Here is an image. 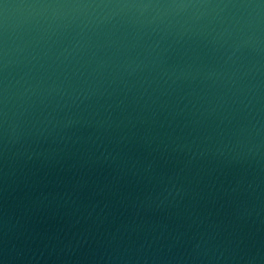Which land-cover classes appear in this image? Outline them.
Listing matches in <instances>:
<instances>
[{
    "label": "water",
    "instance_id": "water-1",
    "mask_svg": "<svg viewBox=\"0 0 264 264\" xmlns=\"http://www.w3.org/2000/svg\"><path fill=\"white\" fill-rule=\"evenodd\" d=\"M0 264H264V0H0Z\"/></svg>",
    "mask_w": 264,
    "mask_h": 264
}]
</instances>
